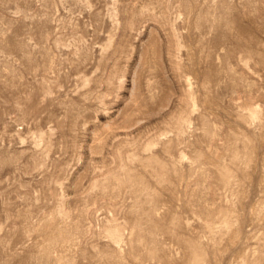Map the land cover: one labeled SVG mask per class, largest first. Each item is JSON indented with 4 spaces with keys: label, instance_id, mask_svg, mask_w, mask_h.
<instances>
[{
    "label": "rangeland",
    "instance_id": "374dc122",
    "mask_svg": "<svg viewBox=\"0 0 264 264\" xmlns=\"http://www.w3.org/2000/svg\"><path fill=\"white\" fill-rule=\"evenodd\" d=\"M0 264H264V0H0Z\"/></svg>",
    "mask_w": 264,
    "mask_h": 264
}]
</instances>
